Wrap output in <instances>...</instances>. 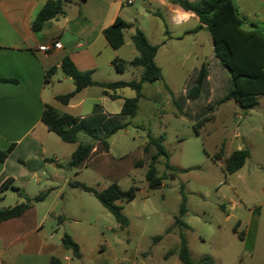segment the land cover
<instances>
[{"label": "rangeland", "instance_id": "obj_1", "mask_svg": "<svg viewBox=\"0 0 264 264\" xmlns=\"http://www.w3.org/2000/svg\"><path fill=\"white\" fill-rule=\"evenodd\" d=\"M71 1L64 3L76 9ZM132 1L133 5L124 7V20L137 21L149 41L155 30L160 28L163 33L171 27L166 19L139 16L138 12L151 7L147 1ZM233 2L245 21V29L253 22L264 32V0ZM125 32L127 44L118 53L124 59H132L136 53L131 55L135 49L128 37L133 33ZM203 32L169 43L157 54L155 64L162 71V79L144 84L134 117L116 116L106 123L105 117L94 110L99 104L100 89L92 87L89 93L76 95L72 103L83 98V104L67 112L75 123L80 116H93L96 124L92 120L79 124L76 143H65L53 133L44 141L48 153L57 155L61 167L55 176L50 167L41 177L40 185H31L20 203L30 201L32 207L27 211V220L43 223L41 233L45 243L51 245L53 257L61 264H182L175 253L178 231L185 235L192 264H264V95L258 96L257 104L250 108H242L233 101L220 102L231 81L226 70L213 66L210 36ZM194 37L199 46L191 42ZM201 63L209 65L212 79L204 80L198 97L189 100L187 95L195 86ZM138 72L139 68L126 65L116 75L117 80L133 81ZM73 90L72 81L61 71L52 73L45 85L47 94L65 95ZM121 97L132 98L134 92L126 88ZM50 102L57 111H65L59 102ZM204 117L210 120L196 132L195 123ZM123 124V129L105 138L109 150L99 162L92 161L93 155L88 167L68 166L78 143L96 145V140L103 139L107 131ZM148 134L153 138L164 136L162 145L172 168V171L165 169L164 160L159 159L157 175H174V178L166 177L158 189H150L144 178L149 154L143 153V147ZM221 146L223 159L235 150L247 148L250 157L244 167L234 174H225L222 163L212 160ZM137 161L143 162L141 168H135ZM73 182L83 183L97 192L112 182L122 191L136 187L132 200L117 202L129 221L128 226L119 229L98 200L91 193L72 187ZM181 186L186 195L183 221L188 229L174 224L181 203ZM37 196H43V200L35 202ZM18 199L16 192L6 191L0 209L14 206ZM249 210L256 211L250 215ZM64 234L78 244L80 259L62 247ZM65 256L71 261H65Z\"/></svg>", "mask_w": 264, "mask_h": 264}, {"label": "crops", "instance_id": "obj_2", "mask_svg": "<svg viewBox=\"0 0 264 264\" xmlns=\"http://www.w3.org/2000/svg\"><path fill=\"white\" fill-rule=\"evenodd\" d=\"M46 1L0 0V79L16 81L15 83L0 82V151L12 146L5 160L0 161V187L9 181L23 195L28 194L27 189L31 185H40L41 177L46 175L50 167H53V176L57 175V168L61 167L57 155L48 153L44 141L50 138L52 132L48 131L41 121L44 106L49 105L54 108L50 101L57 102L55 97L59 96L54 92L50 94L45 92V74L50 68L56 67L55 72L60 71L61 60L68 57L77 71L90 73L94 82H122L117 80L116 75L119 73L112 64V60L118 58L126 66L137 55V52L131 50V55L134 56V53L136 55L132 59H124L118 53L119 49L113 50L105 40L103 30L110 26L117 17L131 25L127 31L134 33L136 28L139 29L147 42L157 47L155 57L161 50H165L169 43L184 41L189 35L197 36V34L204 33L203 31L207 32L203 26H200L195 15L183 11L178 6L169 3L168 0H142L147 1L151 10L138 12L139 16L157 17L162 21L166 19L171 24V27L166 28L163 33L160 28L157 32L155 30L151 35L152 41H149L145 29L137 21L130 23L124 20L126 16L124 7L133 5L132 0L130 5L126 3L128 0H72L76 9L64 3L63 16L47 21L40 31L33 32L31 22ZM180 14L185 18L178 21L177 16ZM125 33L123 45L127 44ZM132 35L128 37L129 40ZM53 41L60 44L58 49H52L49 52L39 51L40 46L48 45ZM191 42L198 45L195 37ZM210 48V59L215 60V62L212 60L215 67L219 63L213 56L212 42ZM198 60L197 57V62ZM202 65L205 66V81L208 82L212 79L209 65L201 63ZM133 68H139L137 79H135L138 81L142 68ZM145 83L149 82L142 83L138 105L143 97L142 90ZM92 87L100 89V97L97 99L99 104L95 105L94 110L105 117L104 121L110 123L116 116H121L124 101L121 93L128 87L115 90H107L99 86L87 87L76 93L67 105L61 104L65 111L58 112L66 113L74 120L67 110L77 109L83 104L84 99L81 98L76 103H72V100L79 93H89ZM132 91L135 96V91ZM88 120L93 122L95 119L93 116H80L76 124L79 125ZM93 123L96 124L95 121ZM8 190L12 189L8 188L6 191ZM14 192L17 193V191ZM0 199L2 200V195ZM20 200L21 198L16 200L14 206L22 204ZM233 206L235 208L236 203H233ZM27 211L19 218L0 223V264H49L50 257H53L51 245H46L45 237L41 233L43 223L37 222L36 219L28 221ZM255 211L249 210L250 215H253ZM54 217L60 219V216L54 215ZM81 256L80 251V257L76 259H80ZM64 260L71 261L66 256Z\"/></svg>", "mask_w": 264, "mask_h": 264}, {"label": "trees", "instance_id": "obj_3", "mask_svg": "<svg viewBox=\"0 0 264 264\" xmlns=\"http://www.w3.org/2000/svg\"><path fill=\"white\" fill-rule=\"evenodd\" d=\"M169 3L178 6L183 11L190 12L197 17L200 26H203L211 37L212 53L218 60L219 65L225 69L229 75L231 85L227 94L224 95L220 102L233 101L242 108H250L257 104V97L264 95V32L259 30L253 22L247 24L245 29V21L239 16L237 8L233 0H200L191 2L189 0H168ZM64 0H47L39 12L31 22V30L38 32L42 29L47 21H51L64 15ZM131 27L130 24L124 22L117 17L114 22L103 30L102 34L108 45L117 50L124 44V32ZM137 55L129 62L130 66L141 67L142 73L138 81L115 82V83H98L94 82L90 73H81L77 71L68 57L61 60L59 69L69 78L74 90L65 95L56 96L55 99L62 105H67L69 100L81 90L90 86H99L107 90H115L118 88L128 87L135 91V96L126 98L123 101L121 115L134 117L138 109V100L141 97L140 90L143 82L153 83L162 79V73L154 62L157 47L150 45L144 34L135 29L130 38ZM116 71L122 73L125 70V63L114 58L112 60ZM56 71V67L50 68L45 74V83L50 79V75ZM206 78L205 66L202 65L195 80V86L188 92L189 100H195L201 90V86ZM0 82L15 83V80L0 79ZM209 117H204L195 123V130L203 125ZM41 121L48 131L55 134L61 141L65 143H76L77 135L80 131V125H77L72 117L66 113H59L49 105H45ZM125 124L113 127L103 139H97L96 145L78 143L71 155L68 166L71 168L81 169L89 166L90 158L92 161L99 162L104 155L108 154L109 146L105 138L118 129H123ZM164 136L156 138L147 135V141L143 147V153L149 154L148 166L144 173L145 181L150 189H158L161 187L166 177L174 178L173 173L161 176L157 175L156 164L159 159L164 160V167L171 170L168 163L167 153L162 145ZM150 148L154 152L150 153ZM12 146L4 151H0V161H4L11 152ZM249 158V150L243 148L230 153L227 158L223 159V146L212 156L215 162H221L225 174L230 175L239 170ZM93 162V164H94ZM143 162L137 161L135 168H141ZM72 187L78 188L87 193H91L104 209L113 217L118 224L119 229H125L129 221L122 212V206L117 202L130 201L136 195V187L130 186L126 191H122L116 182H112L104 190L97 192L91 187L83 183L73 182ZM17 191L19 198L25 196L19 192V189L12 186L9 181L3 183L0 187V195L8 189ZM181 203L178 213L174 217V224L181 228L188 229L187 224L183 221L186 214V195L183 187H180ZM1 200V199H0ZM43 200V196L34 198L35 202ZM24 204H18L9 208L0 209V223L21 217L32 205L29 200ZM238 225L234 227L237 231ZM170 229V228H169ZM167 229V232L169 231ZM241 233L239 234L240 238ZM179 244L175 250L179 261L182 264H192L190 253L187 247L186 238L182 231H178ZM61 245L64 249L69 250L74 258L80 257V250L70 236L64 234L61 239ZM172 252V251H171ZM169 252V253H171ZM173 253V252H172ZM49 264H60V260L50 257Z\"/></svg>", "mask_w": 264, "mask_h": 264}, {"label": "built area", "instance_id": "obj_4", "mask_svg": "<svg viewBox=\"0 0 264 264\" xmlns=\"http://www.w3.org/2000/svg\"><path fill=\"white\" fill-rule=\"evenodd\" d=\"M126 3L130 5L132 3V1L128 0ZM59 47H60V44L56 41L55 42L53 41L48 45L40 46L38 49H39V51H42V52H49L52 49H58Z\"/></svg>", "mask_w": 264, "mask_h": 264}, {"label": "clouds", "instance_id": "obj_5", "mask_svg": "<svg viewBox=\"0 0 264 264\" xmlns=\"http://www.w3.org/2000/svg\"><path fill=\"white\" fill-rule=\"evenodd\" d=\"M184 18H185V16L182 15V14H180V15L177 16V20H178V21H179V20H182V19H184Z\"/></svg>", "mask_w": 264, "mask_h": 264}]
</instances>
